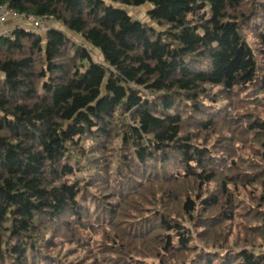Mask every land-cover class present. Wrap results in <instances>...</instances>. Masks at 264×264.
I'll return each mask as SVG.
<instances>
[{
  "label": "trees",
  "instance_id": "1",
  "mask_svg": "<svg viewBox=\"0 0 264 264\" xmlns=\"http://www.w3.org/2000/svg\"><path fill=\"white\" fill-rule=\"evenodd\" d=\"M4 6L0 264H264V0Z\"/></svg>",
  "mask_w": 264,
  "mask_h": 264
},
{
  "label": "crops",
  "instance_id": "2",
  "mask_svg": "<svg viewBox=\"0 0 264 264\" xmlns=\"http://www.w3.org/2000/svg\"><path fill=\"white\" fill-rule=\"evenodd\" d=\"M51 24H46L48 27ZM44 26L47 28V26ZM58 28L60 24H58ZM25 28V29H33V20L23 17H10L6 21L2 22L0 20V35L5 34L7 32H14L16 29Z\"/></svg>",
  "mask_w": 264,
  "mask_h": 264
},
{
  "label": "rangeland",
  "instance_id": "3",
  "mask_svg": "<svg viewBox=\"0 0 264 264\" xmlns=\"http://www.w3.org/2000/svg\"><path fill=\"white\" fill-rule=\"evenodd\" d=\"M153 8V6L151 5V4H147V5H144V6H142V7H138V8H136V7H128L127 9H128V12L134 17V18H136V19H138V20H140V21H143V22H148V23H150L151 24V21H150V19H149V17H148V15H147V13L149 12V10H151ZM50 22V21H49ZM46 24H48V23H45V25ZM54 26H55V28H58V25H57V23H52ZM44 25V26H45ZM51 25V24H50ZM47 26V25H46ZM61 26V25H60ZM48 26H47V28L46 27H44L43 28V32H41L42 34H45L47 31H48ZM82 236H83V238L85 239V241L86 242H91L92 241V237H91V235H90V233L89 232H87V231H84V232H82Z\"/></svg>",
  "mask_w": 264,
  "mask_h": 264
},
{
  "label": "built area",
  "instance_id": "4",
  "mask_svg": "<svg viewBox=\"0 0 264 264\" xmlns=\"http://www.w3.org/2000/svg\"><path fill=\"white\" fill-rule=\"evenodd\" d=\"M10 17H23V18H28V19H32L33 20V29H31L32 31H36V32H43V28L45 23L49 22L48 20L45 21L42 18H31L25 15H20L17 12L11 10L8 6H4L0 8V20L2 22L6 21L8 18ZM12 32H7L5 34L2 35H10ZM1 36V35H0Z\"/></svg>",
  "mask_w": 264,
  "mask_h": 264
}]
</instances>
